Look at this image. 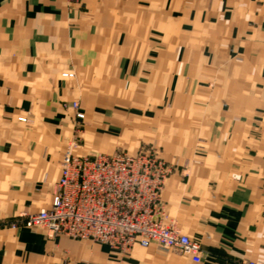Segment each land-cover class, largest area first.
<instances>
[{"label":"crops","instance_id":"0c3cea01","mask_svg":"<svg viewBox=\"0 0 264 264\" xmlns=\"http://www.w3.org/2000/svg\"><path fill=\"white\" fill-rule=\"evenodd\" d=\"M123 21L136 28L134 57L124 43ZM164 35L170 51L160 59L154 48ZM111 81L134 82L133 96L146 105L103 113L85 109L89 127L106 129L97 140L114 137L118 115H154L158 106L151 104L169 97L176 82L198 90L202 82L213 83L218 105L198 111L208 115L197 124L205 130L197 143L204 151L172 157L174 172L160 193L162 209L180 233L200 244L199 262L152 245L135 244L123 252L23 225V212L50 203L64 137L78 120L69 103L107 97L105 90L84 94L82 85ZM160 82L167 83L162 93ZM184 97L190 98V91ZM262 178L264 0H0V264L261 260Z\"/></svg>","mask_w":264,"mask_h":264},{"label":"built area","instance_id":"2783aa9c","mask_svg":"<svg viewBox=\"0 0 264 264\" xmlns=\"http://www.w3.org/2000/svg\"><path fill=\"white\" fill-rule=\"evenodd\" d=\"M76 118L82 115L76 113ZM168 173L160 160L147 153L74 155L66 151L49 205L24 214L23 225L44 228L51 236L96 241L123 252L135 244H155L199 262L200 244L157 219L159 192ZM243 264L264 261L248 259Z\"/></svg>","mask_w":264,"mask_h":264},{"label":"rangeland","instance_id":"374dc122","mask_svg":"<svg viewBox=\"0 0 264 264\" xmlns=\"http://www.w3.org/2000/svg\"><path fill=\"white\" fill-rule=\"evenodd\" d=\"M112 4L113 7H116L115 3ZM117 7V9H121V4L118 3ZM113 20L115 22L118 21L117 16L112 17ZM125 21H123L126 26L124 43L128 48L132 49L131 56L134 57L136 28L134 23ZM120 27H122V22ZM115 29V27L112 28L111 36L116 33L113 31ZM162 40L163 43L161 46L154 48L161 56L160 59L165 58L168 51H170L166 43V35L163 36ZM65 75L72 77L74 74L72 72H66ZM166 84L165 82L158 83L161 93L164 87H166ZM190 84L188 82L174 83V88L171 90L172 94L169 97H160L157 104H151L152 106H158V112H155L154 115L153 113L147 114V118L144 117L145 115H139L137 113L139 115L138 117H129L127 114L118 115L120 118L117 117L118 120H114L115 123L117 122L118 127L113 131L114 137L109 138V140H97L95 136L99 132L106 131V129L100 127L98 124L89 127L88 113L85 112V109H92L97 113H103L106 110H112L114 108L143 109L145 108L146 104L144 101L146 102V100L133 96L135 92L134 82L115 83L111 81L109 83H83L82 88L84 89V94L89 93L90 89L93 93H103V90H105L108 96L95 98L84 96L72 100L69 103V106L74 110V117L76 118V113H79L82 115V118H77L78 120L75 119L72 121L70 131H68V135L63 140L61 155L66 151H70L74 155L111 154L116 151H124L126 153L139 151L140 153H147L160 160L170 171L163 181V187L166 178L174 172V167L170 162L172 157L204 151V147L197 143L198 139L204 137L205 130H201L197 124L207 119L208 115L206 113H199L198 111L200 109L207 111V109L218 105V102L215 100L213 83L202 82L201 85L203 88L201 90H198L194 85L191 86ZM189 91L190 98L184 97V92L189 94ZM166 93H170V90L166 91ZM87 129H91V131ZM87 137H92L93 141ZM89 141L94 144L91 146L92 148L88 146L89 144L84 145V143H89ZM262 184H264V178H262ZM161 189L159 192L160 207L158 213H156L157 219L164 226L173 225L177 228L170 212L165 208L162 209V205L160 204ZM24 214L26 213L23 212L21 217ZM151 245L153 249L159 251H170L173 253L175 251L159 247L155 244ZM260 259L264 261V259Z\"/></svg>","mask_w":264,"mask_h":264}]
</instances>
